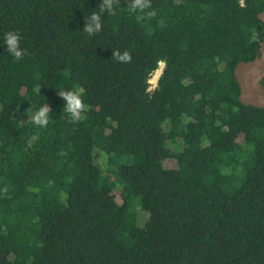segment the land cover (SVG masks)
<instances>
[{
    "label": "trees",
    "instance_id": "1",
    "mask_svg": "<svg viewBox=\"0 0 264 264\" xmlns=\"http://www.w3.org/2000/svg\"><path fill=\"white\" fill-rule=\"evenodd\" d=\"M129 2L89 36L101 0H0V45L15 29L27 51L0 47V264H264V109L234 77L259 53L264 0ZM72 88L76 123L58 94ZM45 102L40 128L27 113ZM125 155L138 163L113 169Z\"/></svg>",
    "mask_w": 264,
    "mask_h": 264
},
{
    "label": "clouds",
    "instance_id": "2",
    "mask_svg": "<svg viewBox=\"0 0 264 264\" xmlns=\"http://www.w3.org/2000/svg\"><path fill=\"white\" fill-rule=\"evenodd\" d=\"M119 6V0H101L99 11H94L85 20L83 31L89 36H94L102 30V15L105 12L111 13L115 7ZM151 7L150 0H130L128 8L131 12H144ZM148 16H154V11L147 12ZM21 34L18 30L12 29L3 34L2 45L7 52L16 60L27 55L26 49L21 47ZM113 58L119 62H127L130 60L128 51L121 53L119 50L113 52ZM166 68L165 60H158L156 67L146 77V91L151 93L157 87V81L163 75ZM58 94L64 102L63 111L68 114L69 120L72 123L79 122L85 118L87 112V104L83 99V92L80 88H72L58 91ZM52 109L49 105L41 103L34 106L27 113L28 119L34 126L44 128L49 124L51 119Z\"/></svg>",
    "mask_w": 264,
    "mask_h": 264
},
{
    "label": "water",
    "instance_id": "3",
    "mask_svg": "<svg viewBox=\"0 0 264 264\" xmlns=\"http://www.w3.org/2000/svg\"><path fill=\"white\" fill-rule=\"evenodd\" d=\"M264 23V12L258 15ZM234 77L239 87L238 101L245 106L264 109V37L259 53L249 62H239L234 69Z\"/></svg>",
    "mask_w": 264,
    "mask_h": 264
},
{
    "label": "rangeland",
    "instance_id": "4",
    "mask_svg": "<svg viewBox=\"0 0 264 264\" xmlns=\"http://www.w3.org/2000/svg\"><path fill=\"white\" fill-rule=\"evenodd\" d=\"M138 161L139 160H136L135 158H133L131 156L125 155V156L115 160V164L113 165V169H116L120 165L134 166V165H136L138 163ZM171 165L173 166V162H171ZM138 204H139L138 199L131 198L128 212L130 214H132L135 211H138V209H139ZM139 217H140V220H144L145 219L144 218L145 216H143V215H140Z\"/></svg>",
    "mask_w": 264,
    "mask_h": 264
}]
</instances>
